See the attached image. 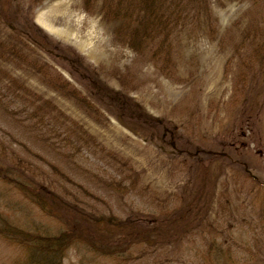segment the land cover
<instances>
[{
  "label": "rangeland",
  "instance_id": "374dc122",
  "mask_svg": "<svg viewBox=\"0 0 264 264\" xmlns=\"http://www.w3.org/2000/svg\"><path fill=\"white\" fill-rule=\"evenodd\" d=\"M16 1L89 73L73 75L67 67L74 59L62 67L58 56L0 23V69L18 81L0 76V163L34 168L61 196L121 216L178 207L192 178L205 194L204 224L126 264H264V82L252 70L240 74L259 42L241 35L256 27L264 33V0L182 5L164 21L166 35L141 52L123 41L124 19L105 14L102 0L87 8L84 0ZM11 46L18 51L10 54ZM57 78L92 108L68 96ZM105 86L139 103L149 126L134 131L123 113L109 109ZM18 190L0 179L1 225L35 220L58 228ZM20 258L26 254L19 246L0 236V264ZM79 260L116 263L71 247L65 261Z\"/></svg>",
  "mask_w": 264,
  "mask_h": 264
},
{
  "label": "trees",
  "instance_id": "16d2710c",
  "mask_svg": "<svg viewBox=\"0 0 264 264\" xmlns=\"http://www.w3.org/2000/svg\"><path fill=\"white\" fill-rule=\"evenodd\" d=\"M34 1L31 0L30 3L33 5ZM90 1L84 0L86 8ZM204 2L209 4L207 0ZM255 2L260 3L259 0ZM197 3L198 0H102L101 6L103 12L110 17L124 19L123 24L126 26L122 28L125 32L120 36L130 47L141 52L147 48L153 49L150 45L161 35H166L163 34L166 26L164 21L170 20L174 13L177 16L176 10L180 6L185 5V8L191 10L189 5L196 9ZM20 5L22 4H18L16 0H0V23L10 26L14 33L48 52L50 56H58V63L62 67H66L63 64L65 59L69 62L74 59L75 63L67 67L68 72L73 75H80L78 71H81V74L85 72L84 75L88 74L89 70L80 64L78 57L60 50L57 43L46 39L44 34L32 25L31 20L24 16L25 10L19 8ZM168 5L172 8L169 14ZM262 19L264 20V13ZM261 28H254L250 35H241L242 39L259 42L252 51L253 60L248 62L249 65H244L246 68L240 70V74L252 70L253 76L261 74L264 82V33ZM9 51L14 54L18 50L16 46H11ZM0 76L17 85V79L1 69ZM47 76L48 81L54 85L51 75ZM58 82L59 78L56 83L69 94L68 96L77 99L85 108H92L91 104L84 102L78 90L68 88V82ZM238 84L241 86V83H236ZM104 89V96L114 104V107L109 109L123 113L127 119L126 124L134 131L149 126L151 116L147 115L139 103L122 91L112 90L107 86ZM261 92L264 94V90ZM195 164L199 163L193 162V167H196ZM14 165L9 167L0 163V179L18 188V191L44 215L59 221L58 228H51L54 230L52 231L48 225H40L35 220L29 221L27 226L4 220L3 225L0 224V236L11 240L26 254V259L23 261L20 258L16 264H84L82 260L65 261L66 253L71 247L84 249L96 257L114 259L115 264H126L127 261L133 262L135 259L154 254L157 249L177 243L176 240L182 235L185 236L189 230L198 229L206 220V209L201 207L205 202L202 199L205 194L201 183L195 185L196 181L192 178L182 186L183 194L178 207L159 213H140L137 210L121 216L90 211L81 201L65 198L49 184L39 180L35 176L34 168L23 166L19 162ZM201 201L203 202L200 203ZM151 251L153 252L150 253Z\"/></svg>",
  "mask_w": 264,
  "mask_h": 264
}]
</instances>
